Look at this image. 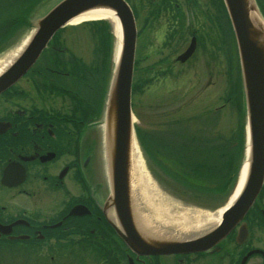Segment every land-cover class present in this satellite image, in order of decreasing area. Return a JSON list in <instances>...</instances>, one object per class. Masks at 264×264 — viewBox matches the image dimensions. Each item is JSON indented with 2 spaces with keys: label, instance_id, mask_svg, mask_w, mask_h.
Masks as SVG:
<instances>
[{
  "label": "flooded vegetation",
  "instance_id": "af4514ba",
  "mask_svg": "<svg viewBox=\"0 0 264 264\" xmlns=\"http://www.w3.org/2000/svg\"><path fill=\"white\" fill-rule=\"evenodd\" d=\"M130 1L137 22L158 30L146 35L141 69L197 70L208 108L240 112L237 45L214 0ZM256 3L264 17V0ZM193 38L194 50L179 59ZM74 58L55 36L0 92V264H264V174L239 241L233 229L205 251L150 256L120 243L102 211L101 107L81 90L85 70Z\"/></svg>",
  "mask_w": 264,
  "mask_h": 264
},
{
  "label": "water",
  "instance_id": "95a60500",
  "mask_svg": "<svg viewBox=\"0 0 264 264\" xmlns=\"http://www.w3.org/2000/svg\"><path fill=\"white\" fill-rule=\"evenodd\" d=\"M223 2L233 27L243 76L249 167L240 193L223 211L220 221L190 236L170 235L169 231L154 233L148 228H141L140 217L133 206L130 160L135 137L130 91L136 29L132 11L125 0H58L42 15L31 20L35 28L30 38L0 71L2 91L29 68L50 37L65 23L91 9L113 11L121 28V43L104 111L103 137L110 192L104 201L103 212L119 237L138 255L184 253L210 248L243 217L261 186L264 174V22L254 0Z\"/></svg>",
  "mask_w": 264,
  "mask_h": 264
},
{
  "label": "rangeland",
  "instance_id": "374dc122",
  "mask_svg": "<svg viewBox=\"0 0 264 264\" xmlns=\"http://www.w3.org/2000/svg\"><path fill=\"white\" fill-rule=\"evenodd\" d=\"M56 0H34L33 4L30 2L28 8V16H36L39 13L44 12L51 4H53ZM32 4V5H31ZM31 5V7H30ZM13 8V7H12ZM11 10V6L3 7L0 11V19H3L5 16H8ZM8 11V12H7ZM140 17L142 12L140 10ZM39 16V15H37ZM25 20V19H24ZM26 21V20H25ZM111 26L113 38L116 36L114 26L110 20H107ZM13 23V20H12ZM11 24L13 26V31L8 32L9 34H15L10 37L11 40L19 38L21 43L19 42L18 46L23 43V41L29 36L32 32V27L29 25L28 20L26 22H19L16 25ZM91 25L81 24L79 26H65L60 32V36L62 37V45L67 46V48L71 49L74 53L81 56L84 63H88L93 59V49L95 46V42L93 40V34L91 32ZM151 27L142 25L141 22H137V40H136V52L135 56L139 60H141L144 56V45L146 42V35L151 33V36L157 35L158 30L150 29ZM6 29L1 27L0 28V43L7 42L6 40L9 38L8 33L3 34ZM152 31V32H151ZM117 38V37H115ZM9 39V40H10ZM12 44V43H11ZM10 43L6 46L8 47ZM1 46V44H0ZM117 39L113 42V46L110 53V64L109 69L112 70L113 62L116 55L117 50ZM10 49L13 48L11 45ZM8 49V48H7ZM17 49V48H16ZM19 49V48H18ZM141 65V63H140ZM139 66V65H138ZM157 70H142L141 67H137L135 71L134 82L139 84L140 78H147L150 76L152 78L151 85L147 87V85L143 86V80L141 81L143 85L139 88L135 86V99L136 105L134 109L138 112L140 119L135 116V124L141 127L143 133L147 131L151 133V135H157L161 138L162 135L160 134L159 130L162 129L163 125V118L162 113L163 111L171 113L169 116L172 118L176 117H186L191 116V114L199 112L201 109L200 107L207 106V91L205 89V78L201 76L197 70H165L166 76L163 78L160 76L158 79L154 78V75ZM148 72V73H147ZM109 74H107L108 77ZM192 75V76H191ZM197 75H200L197 77ZM108 80V79H107ZM108 83V81H106ZM104 83L103 80L94 81L96 89L99 90L100 94V102L97 101L96 104L99 103V107L102 106V101L105 95L107 83ZM86 83V82H85ZM93 83V84H94ZM84 91L88 88H95L94 86H90L86 88L84 85ZM140 91V92H139ZM180 91V93H179ZM188 95L194 96L196 94L199 98L191 105L190 107H185L184 109H180V104L183 102L184 97H186V93ZM182 93V94H181ZM86 98H90L87 96ZM182 98V99H180ZM188 99V98H187ZM189 100V99H188ZM102 113V112H101ZM182 115V116H181ZM189 118V117H186ZM235 118V117H234ZM236 125V121L232 123V126ZM152 129H158V131H152ZM237 131V129L235 128ZM241 131L243 136H237L236 145L238 141H242L240 144V151H239V158L236 157L238 161V173L235 182L233 183V187L230 189L227 195H214L210 193L206 195L205 193L202 196H199L195 193H181L179 189L170 181L166 180L164 176L160 174V170L158 166L153 162V157L151 154L144 153L143 149L139 145L137 141V148L139 155L142 158V163L144 166L145 174L147 176V187L151 194L156 198H162L165 200V203H169L166 209L167 212V219L166 221H157L160 226L163 228L160 229L161 232H168L169 229L178 230L180 232H184V230L179 229H186L189 226H185L190 223L191 219H196L197 216H204L205 214H214L218 215L221 209L226 206L228 200L233 193L235 184L237 179L239 178V171L244 166L243 162L245 161L244 158L246 157V149H247V141H246V119L245 114L241 121ZM157 133V134H156ZM161 135V136H160ZM167 135V134H166ZM164 135L163 138L167 139V136ZM146 137V136H145ZM239 137V138H238ZM153 148V147H152ZM152 152L155 155H158L154 149ZM147 156H146V155ZM229 159H232L229 157ZM159 171H157V170ZM143 209L147 207V203L145 204L144 200L141 202ZM148 208V207H147ZM142 209V210H143ZM150 209V207H149ZM221 213V212H220ZM220 215V214H219ZM171 220H170V219ZM170 222V223H169ZM187 222V223H186ZM253 222V221H252ZM190 229V228H188ZM200 230V229H199ZM188 231V230H187ZM186 233H189L187 232ZM198 231V230H197ZM195 232V231H193ZM185 236V235H182ZM87 256V255H86ZM89 258V256H87ZM70 264H79V259L71 258ZM82 264V263H81ZM91 264V263H86Z\"/></svg>",
  "mask_w": 264,
  "mask_h": 264
},
{
  "label": "trees",
  "instance_id": "16d2710c",
  "mask_svg": "<svg viewBox=\"0 0 264 264\" xmlns=\"http://www.w3.org/2000/svg\"><path fill=\"white\" fill-rule=\"evenodd\" d=\"M23 2V0L17 1L19 4ZM218 3L220 10L224 11L222 2L218 0ZM24 17L23 11L21 16L17 14L21 22ZM86 25H91L95 42L93 59L84 63L82 59L74 58L79 62L76 66L85 70L83 73L85 82L89 83L93 77L104 81L108 74L114 41L111 26L106 20H98ZM142 80L144 79L140 78V83H136L137 87L140 88L143 85ZM135 105L134 99L133 107ZM135 113L140 119L136 110ZM170 114L163 113L161 116L163 118V127L159 130L161 138L157 133L153 136L148 131L143 133L141 127L135 125L137 139L144 153L151 154L153 162L160 171L156 170L166 180L172 182L181 193H195L199 196L203 193L226 195L232 188L238 168L236 157L239 158L241 141H238L236 145V138L239 136L237 122L235 126H232L233 121L221 112H215L210 121L205 112L195 114L188 119L172 118ZM152 131H158V129H152ZM164 135L167 139L163 138ZM152 149L158 155L149 152L153 151Z\"/></svg>",
  "mask_w": 264,
  "mask_h": 264
},
{
  "label": "bare ground",
  "instance_id": "6f19581e",
  "mask_svg": "<svg viewBox=\"0 0 264 264\" xmlns=\"http://www.w3.org/2000/svg\"><path fill=\"white\" fill-rule=\"evenodd\" d=\"M110 20L112 24L114 25L115 33L120 41L121 38V30L119 26V22L117 18L115 17L113 11L111 9H91L88 11H85L75 18H72L69 22V24L76 25L84 21H94V20ZM19 42L16 41L12 44L13 48H9L8 46L3 52L0 54V70H2L9 59L11 60L12 57L15 56V54L18 52V48H20L21 45L18 46ZM17 48V49H16ZM120 45L118 44L117 54L115 55V58L118 55ZM131 181H130V188H131V196L133 197V206L135 207L137 214L139 215V223L140 227L142 228H148L154 233H162L158 230L162 229L163 227L160 226V224L157 223L156 219L160 222L168 220L167 217V206L168 204L165 203V200L160 198H156L151 194V192L148 189L147 185V176L145 174L143 161L141 156L139 155L138 148L136 142L133 143L132 149H131ZM247 158L245 165L243 168H241L239 172V178L238 182L236 183V186L233 190V193L231 194L228 203L226 205L231 204L237 195L239 194L243 183L245 182V177L247 174ZM144 200L145 204L147 203V207L143 209V206L141 202ZM150 207V209H149ZM143 209V210H142ZM223 211V208L220 212ZM220 212L218 215L214 214H205L204 216H200L196 219H191L190 223H188L185 226H189L186 229H179L184 230V232H180L178 230L169 229L170 235L177 234V235H189L193 231H197L202 228H207L213 224H217L220 219ZM170 219V218H169ZM171 220V219H170ZM170 223V222H169ZM187 223V222H186ZM190 228V229H188ZM188 230V231H187ZM189 232V233H186Z\"/></svg>",
  "mask_w": 264,
  "mask_h": 264
}]
</instances>
